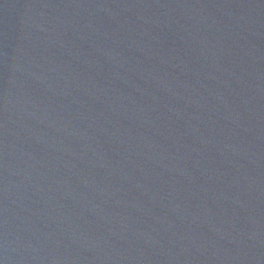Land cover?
<instances>
[{"label":"water","instance_id":"obj_1","mask_svg":"<svg viewBox=\"0 0 264 264\" xmlns=\"http://www.w3.org/2000/svg\"><path fill=\"white\" fill-rule=\"evenodd\" d=\"M0 264H264V0H0Z\"/></svg>","mask_w":264,"mask_h":264}]
</instances>
